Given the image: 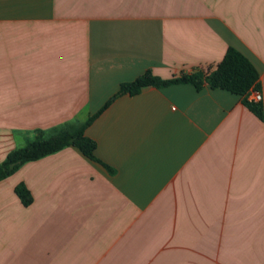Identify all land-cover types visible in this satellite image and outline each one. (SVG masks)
Segmentation results:
<instances>
[{
  "label": "crops",
  "instance_id": "crops-1",
  "mask_svg": "<svg viewBox=\"0 0 264 264\" xmlns=\"http://www.w3.org/2000/svg\"><path fill=\"white\" fill-rule=\"evenodd\" d=\"M258 74L263 121L207 86L146 87L0 181V264H264V0H0V163L150 70ZM23 184L24 206L14 193Z\"/></svg>",
  "mask_w": 264,
  "mask_h": 264
},
{
  "label": "trees",
  "instance_id": "trees-1",
  "mask_svg": "<svg viewBox=\"0 0 264 264\" xmlns=\"http://www.w3.org/2000/svg\"><path fill=\"white\" fill-rule=\"evenodd\" d=\"M180 84L191 85L197 91L207 86L211 90H223L239 96L242 98L243 105L255 117L263 121L261 103H251L245 99V95L251 89H259L257 71L241 53L228 48L222 60L213 69L211 67L199 69L169 79H161L147 70L135 80L121 84L117 93L84 123L68 124L51 133L39 132L24 146L12 150L0 163V181L11 176L24 163L38 160L68 146L77 148L89 160L100 163L94 155L95 142L86 137L84 131L114 99L125 95L135 96L146 87L164 88ZM14 193L22 205L31 204V195L23 184H18L14 188Z\"/></svg>",
  "mask_w": 264,
  "mask_h": 264
},
{
  "label": "built area",
  "instance_id": "built-area-1",
  "mask_svg": "<svg viewBox=\"0 0 264 264\" xmlns=\"http://www.w3.org/2000/svg\"><path fill=\"white\" fill-rule=\"evenodd\" d=\"M245 99H246L248 102H251V103H261L262 96H261V93H260L259 91L251 89V90L245 95Z\"/></svg>",
  "mask_w": 264,
  "mask_h": 264
}]
</instances>
